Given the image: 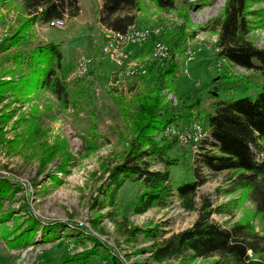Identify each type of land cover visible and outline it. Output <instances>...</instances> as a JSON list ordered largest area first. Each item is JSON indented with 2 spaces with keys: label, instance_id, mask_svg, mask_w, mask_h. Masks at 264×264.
<instances>
[{
  "label": "rangeland",
  "instance_id": "rangeland-1",
  "mask_svg": "<svg viewBox=\"0 0 264 264\" xmlns=\"http://www.w3.org/2000/svg\"><path fill=\"white\" fill-rule=\"evenodd\" d=\"M224 2L173 0L172 7H159L156 0H137L135 20L125 30L156 31L140 43H126L120 62L101 51L110 31L99 21L100 0H76L77 13H65L59 18L62 24L50 19L26 29L28 46L59 43L61 58L54 68L67 87L68 102L63 104L37 77L31 88L7 89L0 98V177L13 185L1 204L7 214L0 222V264H223L218 255L190 257V251L151 257L152 245L192 224L203 197L210 208H224L211 210L210 220L223 226L247 221L253 230L264 231V216L255 211L247 189L232 188V170L201 165L198 172L205 180L196 187L190 208L175 190L193 180L196 156L218 153L214 139L204 138L210 132L205 114L213 110V102L253 96L259 88L257 72L217 53V22L212 23L221 17ZM245 6L246 39L264 50V0H246ZM24 16L20 0H0V40ZM155 42L163 44L164 55L151 54ZM81 58L87 60L86 70L78 75L75 65ZM170 60L176 62L173 76L156 84V95L171 106L174 120L151 132L155 145L149 148H159L175 162L166 166L159 156L145 158L149 169H168L172 193L163 204L135 212L144 185L129 176L111 192L108 171L134 136L127 117L134 94L150 84L147 67L157 70ZM139 63L144 71L138 70ZM24 70L0 52V80L16 81ZM245 79L250 80L248 88ZM195 125L204 133L199 139L186 144L176 139L179 128ZM31 216L50 226L38 225L30 242L11 246L3 234L11 238Z\"/></svg>",
  "mask_w": 264,
  "mask_h": 264
},
{
  "label": "trees",
  "instance_id": "trees-1",
  "mask_svg": "<svg viewBox=\"0 0 264 264\" xmlns=\"http://www.w3.org/2000/svg\"><path fill=\"white\" fill-rule=\"evenodd\" d=\"M20 1L26 16L18 21L9 34L1 38L0 52H4L15 63L23 65L25 70L16 81L0 80V98L7 89L17 91L31 88L37 77L39 84L66 104L68 90L54 68V64L59 66L61 58L59 43L48 41L28 46L26 29L36 22L61 18L65 13L68 16L75 15L78 11L76 0ZM136 2L137 0H100V23L113 31H125L135 20ZM156 4L159 7H172L173 0H156ZM245 5L246 0H225L221 17L214 18L212 23L217 22L215 44L219 47V56L257 72L261 76L259 88L253 96L243 95L213 102V110L205 114V122L218 153L202 152L196 156L193 180L180 183L175 190L183 205L190 208L196 187L205 180L204 175L198 172L201 165L211 171L232 170L235 172L234 179L231 180L232 188L247 189L255 211L264 216V50L254 47L246 39L248 20ZM214 28L215 25L210 27ZM11 47L14 50L9 52ZM175 67L174 60L154 69L155 73L150 66L147 67L150 84L143 85L134 94L131 100L133 111L127 117V128L133 129L134 136L129 140L121 159L112 164L108 171L111 192L121 184L123 178L129 176L140 180L144 185V190L134 205L135 212H142L154 204H163L166 196L172 193L168 169H149V162L145 157L151 154L159 156L166 166L175 162V158L166 157L159 148H149L155 145L151 132L174 120L171 106L160 103L156 88L165 79L171 80ZM249 86L250 80L245 79L244 88ZM46 155L47 159L51 156V151ZM12 186L7 177H0V222L7 214L1 209L2 198L13 191ZM222 207L223 205L218 204L210 208L209 200L203 197L198 216L192 224L152 245L151 257L157 260L190 251V257L218 255L223 264H264V231L253 230L247 221L223 226L208 218L211 210L222 211ZM26 221L28 223L24 228L13 230L11 238H8V234H3L11 246H22L30 242L38 225L50 226L49 222L40 224L42 221L32 216ZM146 232L152 238L156 235L154 232Z\"/></svg>",
  "mask_w": 264,
  "mask_h": 264
},
{
  "label": "built area",
  "instance_id": "built-area-1",
  "mask_svg": "<svg viewBox=\"0 0 264 264\" xmlns=\"http://www.w3.org/2000/svg\"><path fill=\"white\" fill-rule=\"evenodd\" d=\"M50 22L54 24H62L61 20L59 18H52ZM110 34L108 36V39L105 40V43L101 46V51L108 57L112 58L113 60L120 62L119 58L123 53V48L126 43L129 44H136L144 41L152 32L154 33L156 31L149 29V28H131L129 31L125 30L123 32L119 31H113L110 30ZM122 49V50H121ZM153 55H164L165 54V47H163V44L160 42H155L152 47ZM86 59L81 58L76 62L75 69L78 75H81L86 70ZM139 71H144L142 63H139ZM137 69H135L136 71ZM131 71V70H130ZM198 125H195L192 130H189V128L184 129H178V132L176 134V139L180 142L189 143L190 140L195 141L199 139L200 134H204L200 131V128L198 131ZM173 130V128H171ZM174 133V132H172ZM204 138L207 140H213V138L210 135V132L208 134L205 133ZM199 141V140H198ZM197 141V142H198Z\"/></svg>",
  "mask_w": 264,
  "mask_h": 264
}]
</instances>
